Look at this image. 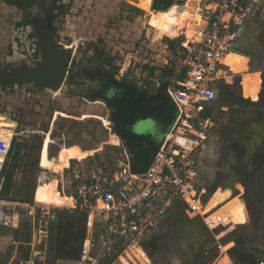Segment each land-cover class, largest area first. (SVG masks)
Returning a JSON list of instances; mask_svg holds the SVG:
<instances>
[{
	"label": "rangeland",
	"instance_id": "374dc122",
	"mask_svg": "<svg viewBox=\"0 0 264 264\" xmlns=\"http://www.w3.org/2000/svg\"><path fill=\"white\" fill-rule=\"evenodd\" d=\"M62 4L65 7L64 12L55 18V24L59 27L57 36L60 43L72 48V56L68 75L60 90L57 93H41L31 86L21 84L0 87V131L10 133L8 147L13 139L28 145L13 176L9 195L15 200L33 199L43 202L49 180L55 179L57 184L54 189L60 194V199L67 203L71 191L69 186L77 172H87L101 161L115 162L123 156L121 143L111 131V110L102 101H90L82 97V93L89 92L88 86L86 83H74L70 79L71 74L77 71H101L120 81L128 78L139 90H145L142 85L149 79L151 89L148 92L152 93L166 80L160 79L159 72H155L150 79L149 69L168 67L173 73L180 71V52H188V48L193 49L196 46L195 34L202 28L206 10L215 8L212 4L209 5V0H189L183 5L184 11L178 17L169 14L168 10L165 12L166 16L161 17L150 10V0H62ZM252 8L249 13L253 12ZM32 12L42 13L37 8ZM21 16V11L0 1V66L11 68L27 62L24 58L28 55L26 51L22 52L21 56H13L15 23ZM175 19H178V22L170 30L169 26ZM242 23L247 24V21ZM240 27L232 29L236 38ZM170 33H173L174 37H167ZM255 39L253 44L237 49L238 53L252 62V66L256 60H264V27L259 28ZM169 42L173 44V48ZM98 52H103L111 66L118 68L116 75L112 69L91 64ZM224 71L223 75L226 77L223 82L225 85L228 81L232 83L233 76L226 74L229 72L226 68ZM258 75L260 76L259 72ZM234 88L237 89L236 86ZM210 133L211 129L207 131V135ZM213 136L222 135L212 130L210 137ZM220 139L222 142V138ZM72 149L78 150L79 154L70 161L67 169L57 173L45 170V166L51 165L61 154ZM199 158L201 183H193L198 191L199 214L179 207L178 214L173 213L172 218L167 221L169 231L168 225L163 227L165 231L161 234L162 237L171 233L167 240L169 245L174 244L176 237L188 240L189 249L184 264L191 261V258L193 260L190 264L197 262V256L200 257L199 260L202 258V264H215L222 260L219 259V245L229 256L236 244H243L246 248L247 261L262 264L263 257L257 250L264 229V198L262 215L252 223L250 231H247L248 219L244 217V212V215L237 217L233 222L234 230L218 239V233L223 229L210 231L204 219L207 214H220L232 207L216 199L217 195L228 196L227 193H231L230 185L227 173L219 176L223 178L221 183H216V171L224 169L221 159L209 155ZM195 167L197 170L196 160ZM41 174L48 181L37 185V177ZM50 196L54 197L53 194ZM241 205L244 209L243 202ZM234 208L236 210L238 207ZM1 230L3 229L0 228V232ZM21 231L20 227L15 241L24 242L26 231ZM201 236L203 241L198 242ZM13 241L7 242L0 237V264L49 263L47 242L41 246L35 243L36 246L32 249L21 244L16 247V242L11 255L8 249L13 246ZM39 241L38 238L37 242ZM135 250L137 249L131 250L132 254ZM233 251L235 252V249ZM55 264L78 263L56 261Z\"/></svg>",
	"mask_w": 264,
	"mask_h": 264
},
{
	"label": "built area",
	"instance_id": "2783aa9c",
	"mask_svg": "<svg viewBox=\"0 0 264 264\" xmlns=\"http://www.w3.org/2000/svg\"><path fill=\"white\" fill-rule=\"evenodd\" d=\"M186 1L174 0L173 5L183 6ZM251 1L255 0H209V5L215 8L206 10L204 25L195 34L196 46L188 48V52H180L178 63L181 70H185V76L178 79L180 70L166 80V93L176 105L178 115L145 173H132L123 151L118 161H101L89 171L75 174L69 186L72 205L66 210L86 216L78 264H141L131 249H142L146 237L176 205L199 214L193 184L197 175L194 157L219 124L206 111L215 99L216 86H225L223 74L224 69H228L222 61L228 53H238L236 33L232 29L242 26ZM31 35L32 27L25 26L16 28L14 36L13 56H21L26 51L27 62L23 64L28 66L35 60L37 50L36 39ZM8 149V146L0 147V170ZM45 181L48 179L43 174L37 177V185ZM2 186L1 178L0 227L10 231L17 230L25 218L31 224L36 223L38 238L47 236L54 212L65 210L36 203L33 199L20 201L10 195L2 196ZM258 243L257 251L264 264V229ZM34 244L28 246L33 248ZM38 244H43L42 239L36 240ZM219 250V259L227 256L228 264H235L221 245Z\"/></svg>",
	"mask_w": 264,
	"mask_h": 264
},
{
	"label": "water",
	"instance_id": "95a60500",
	"mask_svg": "<svg viewBox=\"0 0 264 264\" xmlns=\"http://www.w3.org/2000/svg\"><path fill=\"white\" fill-rule=\"evenodd\" d=\"M177 8L182 10L183 6ZM55 18L56 12L48 0H45L41 14L32 13L29 22L39 58L32 61L30 66H0V84L31 86L41 93H57L60 90L68 75L72 48L64 46L57 39L59 27L55 24ZM251 64L249 69H252ZM258 67L255 69L260 73L262 88L264 66ZM81 77V83L90 87V91L82 93V97L102 101L111 110L109 122L114 136L121 143L130 171L134 174L145 173L178 115L176 105L166 93L168 82H163L149 93L101 71L82 73ZM234 82L238 85L239 78H234ZM223 95V92L217 91L215 99L218 97L220 100ZM244 101L238 98L235 103L242 104ZM209 216L207 214L206 218Z\"/></svg>",
	"mask_w": 264,
	"mask_h": 264
},
{
	"label": "crops",
	"instance_id": "0c3cea01",
	"mask_svg": "<svg viewBox=\"0 0 264 264\" xmlns=\"http://www.w3.org/2000/svg\"><path fill=\"white\" fill-rule=\"evenodd\" d=\"M249 5H250L249 10H251L252 7H253L252 9L254 10L251 13H249L248 11L245 17L246 20L244 18V22L247 21V24H242V26L239 29V34L236 38V43L238 47L237 49H240V46L245 48L246 46L253 44V42L256 41L255 38L257 37V32L259 31V28L261 29L262 27H264V0L251 1L248 3V7ZM249 61L250 60L247 57L241 55V53L231 52V53H228V55L226 56L225 60L223 61V65L227 67L229 72L233 73L232 75L233 78H239V83L237 85V90L240 93L239 98H243L244 100H246L244 102L256 103L257 101H251L250 99L244 98L242 96L241 88L239 86L241 82V76H239L238 74H235V73L245 72L247 73L246 75H258V71H256L257 69H255L254 66L251 65L250 67L252 69H249V64L251 63V61L250 62ZM257 62L261 63L263 61L259 59L257 60ZM230 82L231 81L226 82L227 86L232 85V83ZM217 99L218 97H216V100ZM207 111H209L208 113L209 115H211L212 118H215V115L216 117H219V113L221 114L222 117L226 119L229 118L228 117L229 114L227 110L224 108L223 109L218 108L216 110V113L211 110H207ZM233 120L236 122L234 123L231 122V124L233 123L231 125L233 128L231 127L230 129L228 128L226 129V127L224 128L222 126L219 127V125H221L222 123L218 124L215 128V131H217V133L220 134V136L221 135L222 136L221 137H218V136L210 137V139L205 143L204 148L194 157L197 163L196 177L198 176L197 179L194 180L195 185L201 183L199 177H200V173H202V170L200 167L201 158L199 157H203V156L207 157L208 155L209 157L217 156L218 160L221 159L222 165H223L224 160L230 161L234 159L235 153L229 150L228 146L226 145L227 142L230 146H234L235 150L237 149L238 151H242L243 154L245 155H248V154L251 155L255 153L256 151H260L264 153V113L246 109V110L241 111V113L238 114L237 116H235ZM220 138H222L223 140L222 142ZM219 152H222V153L218 154ZM216 172H217L215 173L217 177L216 183H221V181H223L222 180L223 178L219 176H221V174L225 175V173H227L225 170V166H224V169L216 171ZM262 174L264 175V171H262ZM258 182L264 183V177L258 180ZM196 192L198 193V191ZM227 194L229 195V192ZM226 197H224V195L222 196L217 195L216 199L218 198V200L222 201ZM237 202L238 201L236 199H234L233 201H230L228 204H230V206L232 207H229V210H226L220 214H211L205 220V224L209 227V229L211 230H216L218 228L223 229L221 232L218 233V237H217L218 239L223 238L225 235L231 233L234 230L233 222L236 220L234 219L235 216L233 215L232 218H229V216L227 215H229L233 211H234V214H236L235 213L236 210L235 208L233 209V207H236ZM179 207L181 206L176 205L172 209V211H170V213L159 222L156 229L150 235H148V237H146V240L142 246V249L135 250L133 255H136L137 257L136 259H138V261L141 264H184V260L186 256L188 255L187 253L189 249V247H187V244H189L188 240H184L181 237H176L174 238L175 240L174 244L169 245L167 243V240L169 239L171 233L165 235V237H162L161 235L165 231L163 227L167 225H168L167 227L169 231V224L167 221H169L170 218H172V216L174 215L173 213L178 214ZM227 218L229 219L227 220ZM20 227L22 230L21 232H23L24 230L26 231V236L29 237L28 242H25V239H24V242L15 241V237L17 236ZM20 227L14 231H10L9 229L0 227L1 229L4 230V231L1 230L0 232L1 239L7 242L9 240L13 241L14 239L13 246L10 247V249H8V252L11 251V255L13 254L12 248L14 247V244L16 242H17L15 244L16 247L19 244H21V246L31 248L28 245L33 242L36 243V240L38 238V227L36 226V223L31 224V222L28 219L24 218L23 223L20 225ZM39 239H42V242H43L42 245H44L48 239V232H47V236L45 235L41 236L39 237ZM201 240L203 241L202 236L198 239V242ZM144 257L146 259H144ZM196 258L198 259L197 262H193L192 264H202V261H201L202 258L200 260H199L200 258L199 256H197ZM192 260L193 259L191 258V261ZM220 261L221 260H219L217 264ZM189 262L187 264H190ZM221 262H224V261H221Z\"/></svg>",
	"mask_w": 264,
	"mask_h": 264
},
{
	"label": "trees",
	"instance_id": "16d2710c",
	"mask_svg": "<svg viewBox=\"0 0 264 264\" xmlns=\"http://www.w3.org/2000/svg\"><path fill=\"white\" fill-rule=\"evenodd\" d=\"M6 6L15 8L22 12V16L19 21L15 23V28L31 26L29 19L32 16V10L37 8L39 11H42L43 4L45 0H0ZM54 11L56 12V17L60 16L64 12V5L62 0H48ZM150 10L159 14L161 17H165V12L174 6V0H150ZM174 37L173 33H170L169 38ZM33 37V35H31ZM59 40V37L57 36ZM170 47L173 48V44L169 42ZM35 60L39 58V53L36 50L34 54ZM91 64H94L96 67H107L112 69L114 75H116L118 68L111 66V62L105 58L103 52H98L94 55L91 60ZM155 72H159L160 79L169 80L173 74V70L168 67L156 68L152 67L149 69V78L154 75ZM185 76V70L180 71L178 79L181 80ZM151 79V78H150ZM122 82L126 84L133 85L132 81L128 78H123ZM20 85V84H19ZM11 85H2L1 88H5ZM134 86H137L134 84ZM145 90L151 89V81L146 80L142 85ZM142 87V88H143ZM142 90V89H141ZM209 111H206L208 115ZM111 131L114 133L113 129ZM11 135L7 131H0V147L8 146ZM28 149L26 143L17 142L16 139H13L9 145V149L6 155V161L0 170V179H3L2 186V196H7L11 192L12 182L14 172L18 166L19 161L21 160L22 153ZM79 154L78 150L72 149L59 156V158L54 161L51 165L45 166V170L50 173H57L59 170L67 169L71 160ZM87 156V155H84ZM78 161V160H77ZM73 162V161H72ZM57 184V180L51 179L48 182L47 193L43 197V203L51 204L53 203V197L50 196L54 194V186ZM31 201V200H30ZM85 221L86 216L83 213H78L70 210H56L55 217L50 222L48 227V240H47V250H48V264H55L56 261H66V262H77L80 257L82 243L85 238ZM29 237H25V242H28ZM235 249V252L233 251ZM229 254L230 258L234 261L235 264H253L251 261H247V250L243 244H236ZM11 253V251H9Z\"/></svg>",
	"mask_w": 264,
	"mask_h": 264
},
{
	"label": "flooded vegetation",
	"instance_id": "af4514ba",
	"mask_svg": "<svg viewBox=\"0 0 264 264\" xmlns=\"http://www.w3.org/2000/svg\"><path fill=\"white\" fill-rule=\"evenodd\" d=\"M262 61L263 62L261 63L257 62V60L254 61L253 66L255 68L258 66V68L263 67L264 60ZM89 72L91 71H77L70 75V79L74 83H81V74ZM248 83V85L251 86L249 87V89H251L255 84V82L253 83L252 81H248ZM87 86L89 89L88 91H90V87L88 84ZM234 86L237 87V84L234 81L232 82V85H225V88H223L221 84H218L216 86V91H221L224 93V95L220 97V100L214 99V101L208 108V110H211L215 113L218 108H224L227 110L229 118L226 119L222 117L220 113L219 117H216L215 115V118H213L217 123L218 120L219 124L222 123L221 125H219V127H226V129H230L232 127L231 125L236 122L233 120V118L240 114L243 110L250 109L253 111L264 113V83L262 84V88H260V93L253 92L254 90H248L243 95L244 98L250 99L251 101H257L256 103H235V101L240 97V93H238L237 89H235ZM231 122L233 123L231 124ZM226 145L228 146L229 150L233 151L235 154L233 160L223 161V165L225 166L227 172V179L230 185L229 190H231V193L225 199H223L221 203L226 204L236 199L238 201L236 205V207L238 208L235 211L236 214H234L233 211L227 216H229V218H232L234 215V219H237V217L242 216V214L244 215L245 212L246 216L244 215V217H247L248 219L247 231H250L252 223L256 222L255 220H257L262 215L263 211L262 199L264 196V183L258 182V180L264 177V175L262 174V171H264V153L256 151L251 155H245L242 151H238L237 149L235 150V147L230 146L228 142L226 143ZM242 202L244 203V209L241 205ZM229 218H227V220ZM144 259L146 258L144 257Z\"/></svg>",
	"mask_w": 264,
	"mask_h": 264
},
{
	"label": "bare ground",
	"instance_id": "6f19581e",
	"mask_svg": "<svg viewBox=\"0 0 264 264\" xmlns=\"http://www.w3.org/2000/svg\"><path fill=\"white\" fill-rule=\"evenodd\" d=\"M189 2V0L186 1L185 4H187ZM169 14L173 15L174 17H178L180 15V13H182L184 11V7L182 8V10H179L175 5L172 6L169 10ZM178 22V19H175L174 20V23H172L170 26H169V29H173V27L176 26ZM204 25V23H203ZM228 55V54H227ZM226 55V56H227ZM226 56L224 57L223 61L225 60ZM222 61V63H223ZM242 73V72H241ZM235 73V74H238L239 76H241V82H240V88H241V93H242V96L244 95V93H246L248 90H254L253 92H258L260 93V85H261V82H260V76L259 75H246L247 73ZM248 81H252L253 83L255 82L254 86L249 89V87H251L250 85H248ZM54 197H53V203L51 204H45L41 201H35L36 203H40L42 205H46V206H53V207H62V208H70L71 205H72V199L70 198L69 200H67V203L63 202L61 199H60V194L57 193V191L54 189ZM87 245H85L86 247ZM134 249H138V248H132L131 250H134ZM224 259V260H223ZM221 261H224V262H221ZM218 264H228L230 261L228 259L227 256H223L222 257V260H221Z\"/></svg>",
	"mask_w": 264,
	"mask_h": 264
}]
</instances>
